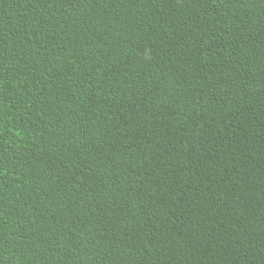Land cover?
Instances as JSON below:
<instances>
[{
    "label": "trees",
    "instance_id": "obj_1",
    "mask_svg": "<svg viewBox=\"0 0 264 264\" xmlns=\"http://www.w3.org/2000/svg\"><path fill=\"white\" fill-rule=\"evenodd\" d=\"M0 264H264V0H0Z\"/></svg>",
    "mask_w": 264,
    "mask_h": 264
}]
</instances>
